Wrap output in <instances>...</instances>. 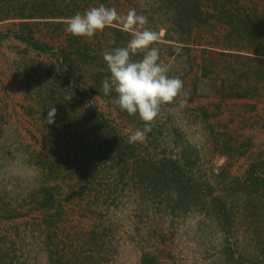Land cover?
<instances>
[{
  "label": "rangeland",
  "instance_id": "374dc122",
  "mask_svg": "<svg viewBox=\"0 0 264 264\" xmlns=\"http://www.w3.org/2000/svg\"><path fill=\"white\" fill-rule=\"evenodd\" d=\"M101 4L146 16L183 81L143 142L102 91V53L131 34L65 31ZM262 16L264 0H0V264H264Z\"/></svg>",
  "mask_w": 264,
  "mask_h": 264
},
{
  "label": "clouds",
  "instance_id": "9594fccd",
  "mask_svg": "<svg viewBox=\"0 0 264 264\" xmlns=\"http://www.w3.org/2000/svg\"><path fill=\"white\" fill-rule=\"evenodd\" d=\"M147 17L129 9L126 14L118 13L115 7L101 4L91 7L83 14L76 13L66 21V33L76 37L92 38L106 27L119 26L130 33L132 39L124 47L106 50L102 53L110 75L102 81L105 96L113 90L117 94L115 103L128 115H138L144 122L142 130L137 129L129 136V143L143 142L151 131V123L158 116L161 106L171 104L181 96L184 87L178 77L167 75V66L159 63V49L150 47L159 40L158 32L145 28ZM146 50V51H145ZM144 52L137 61L132 56ZM187 103V94L179 100L183 107ZM47 124L55 123L57 109H47Z\"/></svg>",
  "mask_w": 264,
  "mask_h": 264
},
{
  "label": "crops",
  "instance_id": "0c3cea01",
  "mask_svg": "<svg viewBox=\"0 0 264 264\" xmlns=\"http://www.w3.org/2000/svg\"><path fill=\"white\" fill-rule=\"evenodd\" d=\"M247 13H249V17L247 16L246 17V20H247V22H249V23H253V22H255V23H257V21H256V19L255 18H252V16H251V14H250V12H248L247 11ZM245 18V17H244ZM243 19V18H242ZM257 20H258V18H257ZM260 24H264V16H262L261 17V19H260ZM263 30L262 31H264V28H262ZM260 31H261V28H260ZM264 33V32H263ZM259 54V56H258V58H262V57H264V51H261V52H259V53H257V55Z\"/></svg>",
  "mask_w": 264,
  "mask_h": 264
},
{
  "label": "trees",
  "instance_id": "16d2710c",
  "mask_svg": "<svg viewBox=\"0 0 264 264\" xmlns=\"http://www.w3.org/2000/svg\"><path fill=\"white\" fill-rule=\"evenodd\" d=\"M117 98V97H116Z\"/></svg>",
  "mask_w": 264,
  "mask_h": 264
}]
</instances>
